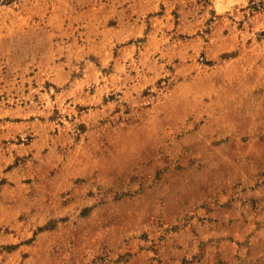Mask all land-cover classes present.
<instances>
[{
  "label": "rangeland",
  "instance_id": "374dc122",
  "mask_svg": "<svg viewBox=\"0 0 264 264\" xmlns=\"http://www.w3.org/2000/svg\"><path fill=\"white\" fill-rule=\"evenodd\" d=\"M0 264H264V0H0Z\"/></svg>",
  "mask_w": 264,
  "mask_h": 264
}]
</instances>
